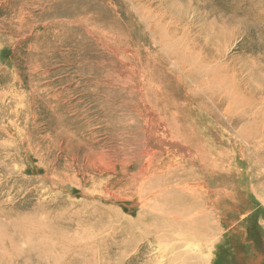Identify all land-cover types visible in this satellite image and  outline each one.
I'll list each match as a JSON object with an SVG mask.
<instances>
[{"label": "rangeland", "instance_id": "rangeland-1", "mask_svg": "<svg viewBox=\"0 0 264 264\" xmlns=\"http://www.w3.org/2000/svg\"><path fill=\"white\" fill-rule=\"evenodd\" d=\"M73 6L78 16L65 13ZM83 14L91 26L118 29L154 53L151 75L165 85L170 110L187 115L195 136L190 143L216 153V179L208 175L205 183L214 184L206 192L218 183L217 205L215 195L204 193L209 208L217 209L210 219L216 241L199 240L192 251L198 257L183 260L185 253H173L164 239L171 237L172 230L165 231L170 226L181 227L177 207L159 202L155 207L164 212L146 216L151 198H143L151 194L131 196L135 182L124 179L116 161L125 160L120 149L137 143L123 142L124 136L116 142L114 132L126 122L129 137L141 134L128 120L135 116L127 112L133 110L130 98L107 111L102 103L114 104L112 99L98 86H85L87 76L111 72L118 63L106 53V65L99 67L100 58L83 60L86 53L75 50L83 42L96 45L82 27L63 23ZM142 16L156 19L154 35ZM41 19L51 26L37 24ZM31 59H44L43 75L30 72ZM35 81L59 94L61 111L49 112L45 102L30 106L27 93ZM34 110L36 121L26 122ZM261 138L264 0H0V264H264ZM150 146L159 155L171 150Z\"/></svg>", "mask_w": 264, "mask_h": 264}, {"label": "bare ground", "instance_id": "bare-ground-1", "mask_svg": "<svg viewBox=\"0 0 264 264\" xmlns=\"http://www.w3.org/2000/svg\"><path fill=\"white\" fill-rule=\"evenodd\" d=\"M40 2H44V0H40ZM58 2L60 1H56L55 3ZM60 3H63V1ZM64 3L69 5L65 1ZM67 5H63L62 8H64ZM67 8L64 9L67 10ZM86 9L87 7H84V10ZM137 9H140V7H137ZM145 12L149 13L148 10H145ZM65 13L78 16L79 9L76 8V6H73L72 9L69 10V12H65ZM65 13H63V15ZM88 14L90 17L91 14L90 13ZM56 17L57 16L55 17L53 16V18L50 19L54 24L59 23V21L56 20L57 19ZM142 18H144L145 25L148 28V30L151 32V35H154L155 30L158 29L157 24L155 22L156 19L152 17L149 18L143 16ZM71 20L72 22L70 20L64 19L63 23L69 24L70 22L71 26L76 25L80 28L82 27L85 30V34L87 35V37L92 38L96 44L95 47L92 48L94 43L89 44L87 42L86 43L83 42L81 45L77 43L79 44V48L75 50L83 54L86 53L85 56L83 57V60H88L89 58L93 60V59H97L96 57H98L100 58L98 64L99 67H101L106 65L105 58L107 54H111L114 56L116 63H118V65L115 68H113L111 72L98 73L95 76L90 74L89 76H87L86 80L84 81L85 86L87 87L93 85L98 86L101 94H104L106 100L112 99L114 104L108 105L106 104L107 103L106 101L102 103V107H107V111H109L112 106L115 107L118 105L121 106L122 100H127L128 98H130V101L129 100L128 101L130 102V106L133 107V110H129L127 112L133 113L135 116H137V121H135L136 120L135 116H132L131 119L128 120L130 121V123L132 124L134 123V126H137V129L139 128L138 131L141 134L140 137L137 136V132L134 133V135H130V137L128 136L127 133L129 131L126 122L122 123V131L114 132L115 137L117 138L116 142L119 141L122 136H124L125 140L123 142L131 141L133 143H137L134 146L130 145L131 146L130 149L127 148L120 149L121 150L120 154H122L120 157L121 159L125 158V160L120 162L119 159H117L116 161L117 162L116 164L121 165L120 172L125 175L124 179H128V180L133 179L135 182L134 185L136 188L133 192H131V196L137 195V197H144L148 194H151L150 197L148 196L146 199L145 197L143 198V201H148V199L151 198L149 200V204H151L149 206L150 209L148 208L150 212L149 214H145L146 216L161 215L164 212L163 208L161 209L155 207V205H157L159 202L161 203V206L174 207V208L177 207L175 209L177 210L176 218L178 220L177 222L181 225V227L177 229L176 227L170 226L169 227L170 230L167 229L165 231L172 230L171 237L164 239L168 243H171L170 245L172 246L173 253L176 252L179 255L185 253L184 256H180L183 258V260L192 258L195 254L193 252L196 249L195 247L196 243L199 240L201 241L206 240V242L207 240L208 242L211 240L216 241V238H213L211 234L213 231L211 230L212 226L210 219L211 217L214 218V216L217 214V209L209 208L210 204L205 203L204 201V193L209 195L211 194L215 195L216 199H212L211 201L216 205L218 203L217 199L220 198L219 196L220 189H218V183H216L213 189H211L210 191L208 190V192H206V189L208 187L209 188L213 187L214 184L211 185L205 183V180L207 179L208 175L211 177V179L213 178L216 179L217 176L216 171L218 168V162L215 155L216 153H214V150L211 147H210L211 153L208 152L202 153V146L204 143H190L191 141L190 137L195 138V136L193 134H190L191 127L189 126L187 115L183 114L181 111L174 112L170 110V106L168 105L169 104L168 98L165 97V93H164V90L166 91L165 85L163 84V82L153 78V76L151 75L149 63H151L152 60L155 59V55L153 52L149 51L150 50L149 48L144 49L142 44L143 49H141L138 46V42H136L134 38L132 37L128 38L123 36L121 32L117 31L118 29L108 30L101 27L96 28L94 26H91L90 22L86 20L84 14L79 19H74V20L71 19ZM44 22L45 21L41 19L37 21V24L38 23L44 24ZM132 22L134 24V19L132 20ZM37 24H34L32 28L34 29L37 26ZM45 24L50 25V22L48 24L47 21ZM135 25H137V23H135ZM32 31L33 30L31 29V32ZM23 34H25V31ZM35 46L34 47L32 46V50L38 53L40 48L38 45ZM145 52H148V55ZM169 55L172 56L171 52ZM31 60L32 63L29 66L30 72L32 74H35L36 76L43 75L44 70L40 71L39 67L42 65L44 59L42 61L40 60V62L33 59ZM102 68H100V71L102 70ZM208 71L209 72L211 71L210 66H208ZM81 72L82 70H80L79 72L80 75ZM85 72H82V74L86 75ZM16 80H17V76H16ZM156 81L159 82L156 83ZM223 83L224 82L222 81V84ZM222 84H219L218 86H221ZM42 85H43L42 83H39L37 81L31 84V90L30 92L27 93L28 94L27 96L30 98V106L36 105L37 102H45L46 109L49 112L52 110L56 114L57 111L58 112L61 111L58 107L59 94L54 89H51L52 88L51 86L49 85L42 86ZM225 88L229 89L228 87ZM43 95H46V98L42 97ZM97 95H99L98 91H97ZM71 110L72 113L75 112V107L72 106ZM105 110L106 109H104V111ZM36 116L37 113L34 110L33 117H31L30 119L27 118L26 122L34 123L36 121ZM50 119L51 121H54L52 117H50ZM139 121L141 122L142 129L139 126ZM28 134L30 135V132ZM70 140L67 139V142ZM150 143H154L155 145L159 144L162 146L166 145V147L171 148V150L170 152H168L169 154L162 153L159 155L155 153V151L158 150L159 148L156 150L153 149L154 152H150V148H151ZM198 146L200 148H197ZM177 152L181 153V156L184 155L185 157L188 158L187 163L177 161L178 159ZM191 159L193 160L192 164L193 162L197 163L196 166L194 164L190 166L189 161ZM128 168H135L136 172L128 173L127 171ZM194 181H199V182L194 184ZM187 202L189 203V205H186ZM189 206L191 208L190 210H189ZM159 209H161L162 211H160ZM146 216H143L141 218L143 219ZM160 231L163 230L161 229ZM155 238H159L160 241H162V237L160 236V234L158 236L156 235ZM208 249L207 252L210 251V250L208 251ZM188 251L191 253H189ZM196 257L198 256L196 255ZM203 264H210V261L206 259Z\"/></svg>", "mask_w": 264, "mask_h": 264}]
</instances>
